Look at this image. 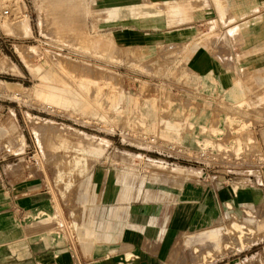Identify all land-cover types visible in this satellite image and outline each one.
<instances>
[{
    "label": "rangeland",
    "instance_id": "1",
    "mask_svg": "<svg viewBox=\"0 0 264 264\" xmlns=\"http://www.w3.org/2000/svg\"><path fill=\"white\" fill-rule=\"evenodd\" d=\"M86 1L92 13L76 15L86 21L87 37L102 34L111 46L82 33L57 36L50 0H0V57L9 55L19 68L0 70L8 81H0V115L14 111L18 122L0 140V264L26 253L19 233L35 224L91 258L97 245L119 252L129 228L164 225L159 205L175 202L172 245L181 264H264V40L257 32L264 0H177L176 10L166 0ZM19 14L23 24L15 23ZM71 72L124 102H76ZM153 103L156 114L139 123ZM203 136L222 145L205 151L198 145ZM113 184L122 199L107 198ZM188 188L196 193L191 212L183 213ZM138 205L155 207L149 219L128 210ZM115 212L112 226L107 216Z\"/></svg>",
    "mask_w": 264,
    "mask_h": 264
},
{
    "label": "crops",
    "instance_id": "2",
    "mask_svg": "<svg viewBox=\"0 0 264 264\" xmlns=\"http://www.w3.org/2000/svg\"><path fill=\"white\" fill-rule=\"evenodd\" d=\"M257 32H259L261 38L263 34L262 39L264 40V26H260ZM254 49L255 51L258 50L256 43ZM260 50L261 52L264 51L262 42ZM260 61L261 65H263L264 55H261ZM226 77L224 81H226L230 88L231 83H234L233 74L227 72ZM261 201H263V198H261ZM128 210L131 214L134 213V216H140L142 221H144L151 217L155 207L150 205H138L135 209L130 208ZM157 216H159V218L161 216L162 220L165 222L169 221V226L167 227L164 222V225L149 226L150 224L145 223L142 228H129L137 236L135 240L127 238L128 229L125 232V237L119 244V252L112 249L114 247L113 245L109 247L97 245L94 247L92 258L83 254L82 251L77 252L67 237L65 238L63 236L60 238L58 234L44 235L41 233L45 231L42 227L43 225L38 226V224H35L34 226L37 227L36 229L31 227L29 232L19 233L20 240L22 241L21 246L24 250H27L26 253L23 255L15 253L13 256L5 259V264H181V258H177V246L172 245V243H177V203L159 205ZM107 217L109 224L116 226L117 212L109 214ZM157 224H159V222ZM91 225L94 229V233H92L94 235L96 233V227L99 225L96 218ZM22 227L26 226L22 225ZM137 229H142V231H139L144 235L138 233ZM148 232L151 233L148 234L147 237L146 233ZM187 238H189V236ZM109 240H111L110 243L115 241L111 236ZM14 241L17 243L18 234L17 237H14ZM191 241L192 239H190V243ZM157 242L163 244V246L158 247L163 250H157L156 252L152 251L151 249H154V247L151 243ZM16 249L19 250L18 248ZM102 249H111V251L107 254H101ZM167 249L173 250V253L166 252Z\"/></svg>",
    "mask_w": 264,
    "mask_h": 264
},
{
    "label": "bare ground",
    "instance_id": "3",
    "mask_svg": "<svg viewBox=\"0 0 264 264\" xmlns=\"http://www.w3.org/2000/svg\"><path fill=\"white\" fill-rule=\"evenodd\" d=\"M130 0H117V2H128ZM167 2L170 1V8L172 10H176L177 9V0H166ZM238 2H243L245 0H236ZM78 9H81V11H84V16L87 17L89 14L92 13V8L88 5L86 0H50V6H49V18H52L51 22L54 26V33L57 36L60 37H67L70 40L75 38V36H77L78 33H82L85 36L86 39H91L94 40L97 45H108L111 46V38L105 37L102 34H99L97 36L88 38V34H86L85 32V28H86V21L85 20H81L80 17H78V15H76V11ZM127 10L131 12H133L132 8L127 7ZM7 12L10 13V10H8ZM149 10L145 11V14H155L154 12H149ZM20 13V12H19ZM16 14V12L13 11V15ZM21 14V13H20ZM19 14V19L15 18L14 20L17 19V21L15 23L17 24H23V22L26 21V17H24L23 15ZM23 17V18H21ZM98 32V31H96ZM110 39V40H109ZM20 46V44H18ZM20 50L23 54V56L26 59H31V54L29 52V50L25 47V46H20ZM63 64H61L62 66ZM9 69H18L17 64L10 58L9 55L3 53V56L0 57V70L1 71H8ZM63 70V68H61ZM66 72V71H65ZM70 74V73H69ZM72 77L74 78V83H75V89L72 93V99L76 100V97H79L78 101L76 102H83L84 98H91L93 100H96L98 102L103 101V100H107V101H115L116 102H124V97L117 95L116 97L110 93V94H105L103 93V91H98L97 89H95V87L93 86V83H89L86 80H81V78H79L78 75L74 74V72H71ZM0 81H6L1 79ZM27 89V88H26ZM63 102V101H60ZM56 103H49V107L53 108V109H58L59 111H63L65 110L64 107L60 106L59 103H57V105H55ZM147 104V101H146ZM241 105V104H240ZM155 108V104H152V109H145L142 113H140L139 115V123H143L146 124L147 122L145 121L146 117L151 114H156V109ZM183 108V107H181ZM180 108V109H181ZM117 112H122V110H116ZM190 113H187V115ZM188 120H189V115H188ZM157 123L160 125L159 121L157 120ZM153 129H156L158 127V125L156 126L155 121H153L152 125ZM183 126V125H182ZM181 126V128H182ZM206 126V125H205ZM18 127V122H17V116L15 114L14 111H12L10 114H8L6 117L0 115V140L3 137V135H9L12 134L13 130L16 129ZM173 130L177 131V137H182V132L177 129L174 124L172 126H170ZM37 129H41V131H45L47 130V128L42 125L39 124L38 126H36ZM174 132V131H173ZM224 132L221 130L219 132V134H223ZM175 134V132H174ZM263 137H264V131H263ZM55 138L60 139L61 143H65L66 139H65V135L63 134H59V133H54ZM253 139V138H252ZM254 141V139L252 140V142ZM198 145H200V148L204 149L205 151H209L210 148H212L213 146L219 147L222 145V143L215 141L214 139L210 138V137H199V141H198ZM90 147L92 149H94L96 152L100 153V151L102 150V146L100 144H95L93 142H91ZM206 153V152H205ZM203 153V154H205ZM182 169V168H180ZM111 180L114 181V176L111 175ZM191 188V187H190ZM188 188V193L186 196L185 202H182L180 204L181 209L183 210V213H188L191 212V207H190V203L189 200L193 201L194 200V194L196 192H194L192 189ZM120 190L117 184H113L109 189H108V195L107 198L109 200L115 201L118 199H122V197H119L120 194ZM196 214V213H195ZM122 233V231H120ZM227 232V231H226ZM136 235L131 231L128 230V234H127V238H131V239H136Z\"/></svg>",
    "mask_w": 264,
    "mask_h": 264
},
{
    "label": "trees",
    "instance_id": "4",
    "mask_svg": "<svg viewBox=\"0 0 264 264\" xmlns=\"http://www.w3.org/2000/svg\"><path fill=\"white\" fill-rule=\"evenodd\" d=\"M3 49H5V48H3ZM5 51L7 52V53H9L11 56H13L14 57V55H13V51L12 50H9V49H5ZM2 77H4V78H7V79H9V80H20V78H18V77H14V76H11V75H1ZM123 146H125V145H123ZM126 147V146H125ZM127 148H129V149H131V150H137V149H135V148H133V147H130V146H128ZM156 155V154H155Z\"/></svg>",
    "mask_w": 264,
    "mask_h": 264
}]
</instances>
